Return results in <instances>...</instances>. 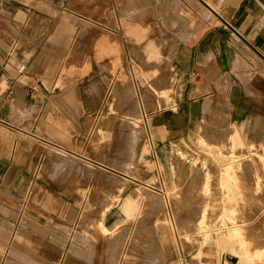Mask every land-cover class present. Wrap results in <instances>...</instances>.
<instances>
[{
	"label": "crops",
	"instance_id": "1",
	"mask_svg": "<svg viewBox=\"0 0 264 264\" xmlns=\"http://www.w3.org/2000/svg\"><path fill=\"white\" fill-rule=\"evenodd\" d=\"M136 1L0 0V264H91L78 245L91 237L75 230L62 249L60 226H77L84 205L105 196L116 201L101 221L116 260L127 200L210 111L224 109L223 124L242 142L264 143V0H203L212 14L192 20L174 49L175 106L167 108V88L149 93L147 120L139 103L145 122L133 102L111 100L113 86L125 96L137 75L151 85L159 69L167 82L165 63L129 57L153 36L145 23L121 20ZM159 236L166 264L197 254L164 225Z\"/></svg>",
	"mask_w": 264,
	"mask_h": 264
},
{
	"label": "rangeland",
	"instance_id": "2",
	"mask_svg": "<svg viewBox=\"0 0 264 264\" xmlns=\"http://www.w3.org/2000/svg\"><path fill=\"white\" fill-rule=\"evenodd\" d=\"M127 3L128 0H124L118 6ZM201 3L206 5L203 0H139L133 8L121 13V20L143 22L153 31L150 45L140 48L139 53L129 48V57L134 56L146 66L159 68L164 63L167 66V82L158 69L151 85L148 75L145 74V81L137 75L139 84L135 81L128 85L125 96L113 86L111 100L133 102L138 108L133 116L139 121L145 122L143 113L146 120L149 118V93L164 96V88H167V108L175 106L177 77L169 59L175 46L169 44L186 39V34L181 35V32L205 11ZM165 46L169 53L165 52ZM139 103L143 111L140 114ZM110 110L117 109L110 106ZM224 121V109L210 111L191 142L172 144L166 165L157 159L152 184L140 185L134 198L127 200L124 207L128 219L121 226L123 233L118 241L116 260L110 249L112 236L101 225L105 211L116 202L106 196L100 204L84 205L77 226H60L62 249L68 241L74 240L75 230H79L91 237L92 244H78L85 250L80 257L91 264H166L159 236V227L164 225L177 246L183 243L197 248L195 256L188 260L181 258L179 264H264V143L242 142L237 130L224 125ZM141 130L140 154L148 142L146 126ZM137 157L136 154L134 160ZM131 204L138 209L129 215L127 208ZM251 215H257V223L263 221L262 228L254 230L249 226ZM206 216H209L208 224L203 221ZM196 256L204 257L198 262Z\"/></svg>",
	"mask_w": 264,
	"mask_h": 264
},
{
	"label": "bare ground",
	"instance_id": "3",
	"mask_svg": "<svg viewBox=\"0 0 264 264\" xmlns=\"http://www.w3.org/2000/svg\"><path fill=\"white\" fill-rule=\"evenodd\" d=\"M200 2V1H199ZM202 4V6H204V8H205V16H210L212 13H211V11H209V4L206 2V4L207 5H204L203 3H201ZM186 33H188V32H186ZM182 35V34H181ZM188 36L186 35V37L185 38H187ZM185 40V39H184ZM179 43H174V45H173V43H172V45H170L169 44V46H177ZM167 48H168V46H167ZM174 48V47H173ZM171 51V50H170ZM173 51V50H172ZM167 52L169 53V51L167 50ZM171 53V52H170ZM170 55V54H169ZM173 56H174V51L171 53V56L169 57V59H170V61L172 62V58H173ZM169 63V62H168ZM160 80V79H159ZM165 184V183H164ZM137 208V207H136ZM252 216V215H251ZM257 216V215H256ZM256 216L255 215H253L252 217H250V220H249V223L251 224V225H249V226H251V228L252 229H254V230H256V229H258L259 227H261L260 226V223H263V221L262 222H260V221H258V223L255 221V218H256ZM260 217V216H259ZM171 220L172 221H174V219L172 218V216H171ZM261 220V219H260ZM203 221H204V223H206V224H208V221H209V216H206V217H203ZM248 223V224H249ZM247 224V225H248ZM248 228H250V227H248ZM262 228V227H261ZM174 229V231H175V233H178V231H176V228H173ZM256 232V231H255ZM183 235V234H182ZM255 235V234H254ZM179 236V235H178ZM252 236V235H251ZM250 237V236H249ZM253 237H251V239H252ZM253 239H255V237L253 238ZM253 241V240H252ZM247 242H249V239L247 240ZM255 243V242H254ZM253 244V243H252ZM250 246H254V245H250ZM250 248H253V247H250ZM262 248V247H261ZM199 256V255H198ZM198 256H196L195 258H197ZM204 256H202V257H199V258H197L198 259V262L199 261H201V258H203Z\"/></svg>",
	"mask_w": 264,
	"mask_h": 264
}]
</instances>
